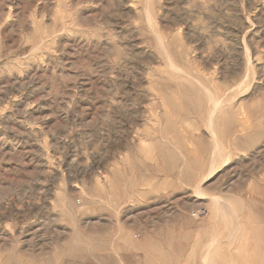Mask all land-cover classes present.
Wrapping results in <instances>:
<instances>
[{"label":"rangeland","instance_id":"rangeland-1","mask_svg":"<svg viewBox=\"0 0 264 264\" xmlns=\"http://www.w3.org/2000/svg\"><path fill=\"white\" fill-rule=\"evenodd\" d=\"M0 264H264V0H0Z\"/></svg>","mask_w":264,"mask_h":264},{"label":"bare ground","instance_id":"bare-ground-1","mask_svg":"<svg viewBox=\"0 0 264 264\" xmlns=\"http://www.w3.org/2000/svg\"><path fill=\"white\" fill-rule=\"evenodd\" d=\"M200 198V197H199Z\"/></svg>","mask_w":264,"mask_h":264}]
</instances>
